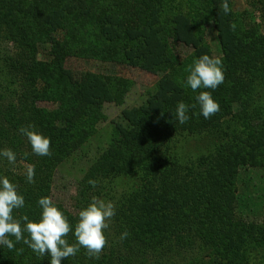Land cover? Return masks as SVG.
Here are the masks:
<instances>
[{
  "label": "trees",
  "instance_id": "16d2710c",
  "mask_svg": "<svg viewBox=\"0 0 264 264\" xmlns=\"http://www.w3.org/2000/svg\"><path fill=\"white\" fill-rule=\"evenodd\" d=\"M133 1L139 8L148 7L147 0ZM36 30L32 28L33 37L26 39L16 34L22 31L18 25L9 33L0 30V150L11 149L16 154L15 165L0 157V177H7L24 198L25 206L13 211L14 219L27 215L32 221L40 217L38 199L51 198L55 172L72 155L62 144H80L75 139L67 141L63 129L56 127L37 105V72L48 70L58 61V70H66L61 63L65 53L60 47L64 43L56 38L51 40L49 62L38 58V44L47 39L35 36ZM257 38L258 42H253ZM182 39L193 47V60L200 51L211 57L201 39ZM252 40L244 42L247 51L253 47L251 53L236 55L222 49L224 82L214 90L194 92L187 86V68L192 59L173 55L163 40L152 51V63L132 55L133 64L161 75L143 91L141 103L122 109L113 122L117 145L130 153L111 154L108 143L104 152L90 157L91 162L77 181L72 206L52 200L73 229L78 211L93 197L113 202L115 215L104 230L108 243L99 259L89 258L80 248L61 264H245L246 253L264 242V209L261 221H256L242 218L236 208V200L242 196L236 185L240 168L264 169V159L255 158L264 150V122L257 125L253 121L264 115L258 110L264 102V39L254 36ZM24 45L30 48L28 55L22 51ZM133 46L141 48L137 43ZM70 80L64 85L69 86ZM111 84L104 101L120 105L133 81L107 77L106 86ZM205 90L219 104V111L207 119L200 114L195 100L199 91ZM242 90L247 101L239 99ZM179 102L188 105L189 119L184 124L175 116ZM255 109L259 115L248 126L244 115L249 111L251 118L255 117ZM22 126H32L50 139V156L32 153L27 138L19 132ZM242 126L249 128L253 142L249 143L250 133L241 130ZM249 151L254 154L251 160L245 159ZM127 157L129 164H125ZM27 165L35 166L33 183L27 182L24 175ZM89 180L96 181L95 187ZM262 199L264 208V196ZM156 216H160V225L153 226L155 235H142V224ZM125 230L129 235L121 240ZM8 238L21 251L19 264H50L49 255L40 257L22 240ZM66 240L75 243L74 232Z\"/></svg>",
  "mask_w": 264,
  "mask_h": 264
},
{
  "label": "rangeland",
  "instance_id": "374dc122",
  "mask_svg": "<svg viewBox=\"0 0 264 264\" xmlns=\"http://www.w3.org/2000/svg\"><path fill=\"white\" fill-rule=\"evenodd\" d=\"M223 2L147 0L148 7L139 8L133 0H0V30L9 33L18 25L22 31L16 34L26 39L33 37L30 30L36 28L35 36L47 39L38 44L37 55L41 61L49 62L53 38L62 41L60 44L64 43L60 47L65 53L61 63L67 74L58 70L59 61V64H52L48 70H40L36 74L37 105L56 127L63 129L67 141L75 139L80 142L76 145L62 144L63 149L72 155L55 172L52 200L72 206L77 181L91 162L90 157L104 152L108 143L111 144V154L130 153L124 146L117 145L115 134L118 132H114L113 122L122 109L141 103L143 91L161 75L133 64V54L152 63L155 60L152 51L163 40L173 55L192 59L193 47L185 45L182 39L192 38L207 44L211 57L221 58L224 47L236 55L239 52L247 54L253 47L248 51L244 49L247 46L245 41H253L254 36L264 39V9H260L264 8V0H227L230 8L227 14L221 7ZM232 24H235L234 30L230 27ZM241 42L244 44L239 49ZM253 42H258V38ZM134 43L141 47L140 50L133 46ZM65 48L71 53H66ZM29 49L24 45L22 51L28 55ZM204 54V51L198 52L194 60ZM112 76L133 81L120 105L115 101H104L105 92L113 85L106 86L107 77ZM68 78L71 79L69 86ZM239 99L247 101L245 91H241ZM258 110L264 113V102ZM248 112L243 120L250 126L249 122L259 112L255 109L256 116L252 118ZM253 121L260 125L264 122V115ZM240 129L250 133L249 128L243 129L242 126ZM110 136L113 141H108ZM254 140L250 133L249 143ZM76 146L77 151H73ZM247 158L251 160L254 154L247 152ZM255 158L264 159V150ZM125 164H129L128 157ZM263 174V168L244 167L239 170L236 185L238 195L242 196L236 200V208L237 214L246 220L261 221L263 217ZM159 220L160 216H156L144 222L141 234L155 235L153 226L160 225ZM19 253V247L9 250L0 245V264L8 261L19 264ZM246 254L245 264H264V242Z\"/></svg>",
  "mask_w": 264,
  "mask_h": 264
},
{
  "label": "clouds",
  "instance_id": "9594fccd",
  "mask_svg": "<svg viewBox=\"0 0 264 264\" xmlns=\"http://www.w3.org/2000/svg\"><path fill=\"white\" fill-rule=\"evenodd\" d=\"M225 14L230 12L227 0L221 5ZM234 30L235 24L230 25ZM188 75L185 84L194 92L199 89H216L224 82L222 61L219 57H210L207 54L195 59L187 68ZM195 100L200 108V114L205 119L210 118L219 111V104L212 98L209 91H199ZM193 105L192 107H195ZM188 105L179 102L176 106L175 116L180 124L188 121ZM19 132L27 138L32 153L38 156H50L51 141L48 137L29 127H20ZM0 157L5 158L9 164H16V154L11 149L0 150ZM27 182L33 183L35 166L27 165L24 169ZM88 183L95 187L96 181ZM41 208L40 217L36 221L29 220L27 215L14 219L13 211L25 206L22 195L18 194L16 186L7 177H0V245L9 250L14 243L8 237H15L17 242L23 241L40 257L46 254L50 257V264H61L62 259L76 255L80 248L86 250L89 258L99 259L108 241L105 229L115 215V205L111 201L93 197L86 207L81 208L77 215V222L70 225L64 213L55 206L52 199L44 196L37 201ZM23 221V224L21 223ZM74 232L75 243L70 244L66 237ZM28 234V238L24 237ZM129 233L125 230L120 239L127 238Z\"/></svg>",
  "mask_w": 264,
  "mask_h": 264
}]
</instances>
